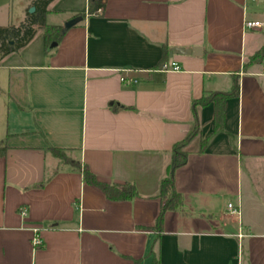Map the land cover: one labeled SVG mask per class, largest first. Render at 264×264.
Here are the masks:
<instances>
[{"label": "crops", "instance_id": "obj_1", "mask_svg": "<svg viewBox=\"0 0 264 264\" xmlns=\"http://www.w3.org/2000/svg\"><path fill=\"white\" fill-rule=\"evenodd\" d=\"M47 10L57 23L46 24L65 29L56 46L47 51L37 30L0 60V264H264V0H106L95 16L87 0H54ZM244 19L262 28L244 30ZM171 61L180 71L160 69ZM235 83L219 129L213 103L197 109L198 133L172 168L192 101ZM49 146L133 198L108 201ZM167 172L181 206L157 235Z\"/></svg>", "mask_w": 264, "mask_h": 264}, {"label": "trees", "instance_id": "obj_2", "mask_svg": "<svg viewBox=\"0 0 264 264\" xmlns=\"http://www.w3.org/2000/svg\"><path fill=\"white\" fill-rule=\"evenodd\" d=\"M54 0H29V7H33L34 11L31 14L26 13L22 22L17 26L0 27V60L11 53L18 52L21 48L26 46L34 37L37 30H42L45 37L46 50L51 43H58L64 33L63 26H51L45 22L48 13L47 7ZM106 0H87V15L95 16L98 10H101L105 5ZM81 20L84 19V14L79 16ZM262 49L256 53V57L262 54ZM238 91L237 83L234 84L230 93H212L208 96H203L198 100L192 101L191 113L193 120V128L188 135L180 142L172 147V168L180 167L186 160L185 154L182 149L197 135L198 133V119L197 109L204 107L210 103L215 106L214 114V129L220 128L222 123V104L223 101L230 97L235 96ZM205 142H201L204 146ZM5 147H0V156L3 155ZM47 151L58 160L61 165H69L73 171L79 172L82 175L85 184L99 190L104 197L111 202L130 201L134 192L130 186L119 187L114 184H106L100 182L83 165L79 160L70 158L64 150L48 147ZM57 171V170H56ZM47 174L42 182L34 185L32 188H41L47 181L56 173ZM160 208L153 226L154 232L158 235L161 232L163 217L167 211L177 210L181 206V197L175 191L169 172H167L164 183L161 187V196L159 198ZM133 264H141L140 260L134 261ZM151 264H158L157 260L153 257Z\"/></svg>", "mask_w": 264, "mask_h": 264}, {"label": "rangeland", "instance_id": "obj_3", "mask_svg": "<svg viewBox=\"0 0 264 264\" xmlns=\"http://www.w3.org/2000/svg\"><path fill=\"white\" fill-rule=\"evenodd\" d=\"M29 0H0V27L17 26L29 14ZM24 17V18H23ZM56 17H47L45 22L57 23Z\"/></svg>", "mask_w": 264, "mask_h": 264}, {"label": "built area", "instance_id": "obj_4", "mask_svg": "<svg viewBox=\"0 0 264 264\" xmlns=\"http://www.w3.org/2000/svg\"><path fill=\"white\" fill-rule=\"evenodd\" d=\"M100 10H98L99 12ZM242 27L244 30H259L262 28V24L258 21H251V20H246L244 19ZM160 69L162 71H167V72H178L180 71V67L178 64L174 61L171 62H165L161 65ZM122 83H125V80L122 78ZM227 210L230 215H240V211L238 208L234 207L232 204L227 205ZM19 214L21 216L25 215V209L21 208L19 210ZM238 239H241L243 237V234L238 233L237 234ZM31 244L34 248H38L42 245V239L39 234L38 228H33L32 229V239H31Z\"/></svg>", "mask_w": 264, "mask_h": 264}, {"label": "water", "instance_id": "obj_5", "mask_svg": "<svg viewBox=\"0 0 264 264\" xmlns=\"http://www.w3.org/2000/svg\"><path fill=\"white\" fill-rule=\"evenodd\" d=\"M34 11V8L33 7H31L29 10H28V12H29V14H31L32 12ZM81 21V18L80 17H76V18H74V19H72V20H70L69 22H67L66 24H65V28H69V27H71V26H74L75 24H77L78 22H80ZM56 46V43H51L50 44V46H49V50H51L52 48H54ZM199 48H192V49H190V50H187V49H175L174 50V52L176 53V54H179V55H198L199 54Z\"/></svg>", "mask_w": 264, "mask_h": 264}]
</instances>
